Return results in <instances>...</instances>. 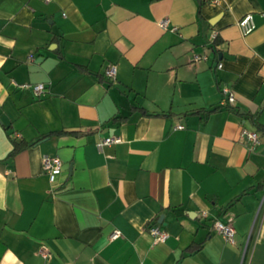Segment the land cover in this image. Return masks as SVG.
<instances>
[{
	"label": "crops",
	"instance_id": "obj_1",
	"mask_svg": "<svg viewBox=\"0 0 264 264\" xmlns=\"http://www.w3.org/2000/svg\"><path fill=\"white\" fill-rule=\"evenodd\" d=\"M261 125L264 0H0V264H264Z\"/></svg>",
	"mask_w": 264,
	"mask_h": 264
},
{
	"label": "built area",
	"instance_id": "obj_2",
	"mask_svg": "<svg viewBox=\"0 0 264 264\" xmlns=\"http://www.w3.org/2000/svg\"><path fill=\"white\" fill-rule=\"evenodd\" d=\"M162 26H166L167 20L163 19L160 21ZM238 26L241 29V32L243 34H246L253 30L255 27L253 22V16L251 13H247L244 16H242L238 20ZM217 38V32L215 30L212 31L210 35L211 41H215ZM202 58H205V56L194 54L193 59L195 61H198ZM217 68L222 67V63L218 62L216 65ZM116 67L115 65H111L106 70V75L108 77H114L115 75ZM33 91L35 94L39 95L43 92H45L46 87L43 83H36L32 86ZM222 94L224 96L223 102L224 104H233L235 101V96L233 90L229 86H223ZM241 135L244 136L252 145L258 144V137L257 133L255 131H250L247 128H243L241 130ZM121 141V138L119 136H107L102 138L99 142L96 143V147L98 150H101L104 145H111L113 143H118ZM42 166L43 170L48 176L50 181H55L57 176L62 171V161L58 156H52L48 154H44L42 156ZM213 228L220 234H222L224 237H226L229 241L233 242L234 237V228L232 224L229 221H221V220H215L213 222ZM149 233L153 236L154 240L156 242H163L168 238V233L161 229L159 225L151 224L148 226ZM119 235V231H114L111 233V238H115ZM40 253L43 255V257H47L48 253L46 251L41 250Z\"/></svg>",
	"mask_w": 264,
	"mask_h": 264
},
{
	"label": "trees",
	"instance_id": "obj_3",
	"mask_svg": "<svg viewBox=\"0 0 264 264\" xmlns=\"http://www.w3.org/2000/svg\"><path fill=\"white\" fill-rule=\"evenodd\" d=\"M217 39V38H216ZM215 39V41H216ZM85 69V68H83ZM99 77L100 80H103V76L102 75H97ZM217 108H219V106L217 107H213L211 110L209 111H212V110H216ZM115 118V117H114ZM260 128H264V125H261L259 126ZM62 132H65V131H53V132H50V133H47L41 137L38 138V141L39 140H42V139H45L47 137H49L51 134H59V133H62ZM70 133H74V132H70ZM31 143H28L26 141H23V140H17V139H13V148L12 150L10 151L9 155H13L15 154L16 152H18L19 150H21L22 148L26 147L27 145H30ZM200 246H190V250L191 251H194V250H197Z\"/></svg>",
	"mask_w": 264,
	"mask_h": 264
}]
</instances>
